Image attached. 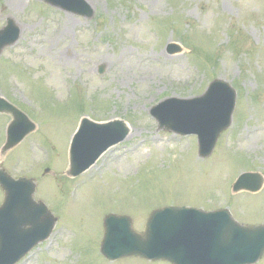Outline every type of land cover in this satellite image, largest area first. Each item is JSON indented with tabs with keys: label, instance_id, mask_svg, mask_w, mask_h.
Returning <instances> with one entry per match:
<instances>
[{
	"label": "rangeland",
	"instance_id": "1",
	"mask_svg": "<svg viewBox=\"0 0 264 264\" xmlns=\"http://www.w3.org/2000/svg\"><path fill=\"white\" fill-rule=\"evenodd\" d=\"M86 1L90 18L42 0H0V28L13 18L21 29L0 56V97L37 124L5 156L12 117L0 113V164L14 176L55 171L39 176L36 196L59 220L26 264H171L105 259L108 211L132 215L138 230L167 205L226 207L242 223H264V186L232 191L241 173L264 174V0ZM170 43L181 51L170 53ZM66 50L72 63L61 56ZM214 78L236 89V107L213 153L201 158L197 136L160 128L150 109L200 95ZM85 116L125 120L130 134L74 178L62 173Z\"/></svg>",
	"mask_w": 264,
	"mask_h": 264
},
{
	"label": "water",
	"instance_id": "2",
	"mask_svg": "<svg viewBox=\"0 0 264 264\" xmlns=\"http://www.w3.org/2000/svg\"><path fill=\"white\" fill-rule=\"evenodd\" d=\"M45 1L86 16L94 12L85 0ZM19 35L18 25L9 18L7 25L0 29V53ZM235 104L236 91L227 82L216 79L202 96L167 99L155 106L152 113L166 129L182 134L197 133L200 155L207 157L220 134L231 125ZM5 106L15 116L8 133L6 151L20 142L35 125L10 105L0 104V109ZM127 133L122 121L96 124L84 119L73 140L70 173L77 175L84 171L106 148L123 139ZM0 183L7 190L0 208V264H14L25 250L50 234L56 218L46 206H37L33 202L34 184L31 179L21 177L14 180L0 170ZM262 184V176L247 173L239 178L234 190L256 191ZM21 188L24 190L23 204L27 208L13 210L17 216H12L9 208L15 191ZM41 221L44 224L37 228ZM26 222L34 228H23ZM131 225L132 220L127 216L110 214L106 217L102 251L107 256L141 255L168 259L176 264H251L264 255V225L244 226L227 209L205 213L188 207H166L152 212L144 233L136 232ZM27 238L35 239V242L31 243Z\"/></svg>",
	"mask_w": 264,
	"mask_h": 264
},
{
	"label": "bare ground",
	"instance_id": "3",
	"mask_svg": "<svg viewBox=\"0 0 264 264\" xmlns=\"http://www.w3.org/2000/svg\"><path fill=\"white\" fill-rule=\"evenodd\" d=\"M65 32L66 31H64L63 34H66ZM61 56L65 59V61L67 63H72V55H70L69 50H66L65 52H61ZM148 58H149V56L145 55V56H143L142 60L147 61ZM166 60H168V58ZM149 70H150V68H146V69H143V71H141V77L140 78H141L142 82L149 79V77H146V75H145L146 73L149 72Z\"/></svg>",
	"mask_w": 264,
	"mask_h": 264
}]
</instances>
